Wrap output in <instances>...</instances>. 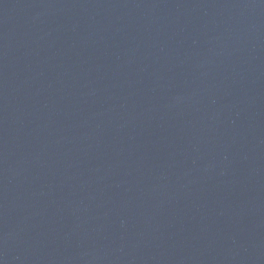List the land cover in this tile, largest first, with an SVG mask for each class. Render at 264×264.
Wrapping results in <instances>:
<instances>
[{"label": "water", "instance_id": "obj_1", "mask_svg": "<svg viewBox=\"0 0 264 264\" xmlns=\"http://www.w3.org/2000/svg\"><path fill=\"white\" fill-rule=\"evenodd\" d=\"M0 264H264V0H0Z\"/></svg>", "mask_w": 264, "mask_h": 264}]
</instances>
